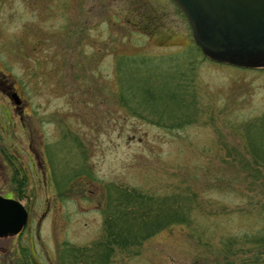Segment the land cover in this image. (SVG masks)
I'll use <instances>...</instances> for the list:
<instances>
[{
    "label": "rangeland",
    "instance_id": "374dc122",
    "mask_svg": "<svg viewBox=\"0 0 264 264\" xmlns=\"http://www.w3.org/2000/svg\"><path fill=\"white\" fill-rule=\"evenodd\" d=\"M190 46L198 47L172 0H0L1 79L22 100L5 107L0 190L29 210L20 234L0 238V264H20L22 249L28 263L58 264L64 244L99 238L108 184L159 199L190 194L199 206L195 224L161 229L113 264L215 259L227 235L244 247L233 264H264V246L245 243L264 233V186L238 163L242 124L264 116V63L217 62ZM179 57L195 123L164 128L132 113L121 61L171 67Z\"/></svg>",
    "mask_w": 264,
    "mask_h": 264
},
{
    "label": "trees",
    "instance_id": "16d2710c",
    "mask_svg": "<svg viewBox=\"0 0 264 264\" xmlns=\"http://www.w3.org/2000/svg\"><path fill=\"white\" fill-rule=\"evenodd\" d=\"M190 47V53L200 51L196 46ZM181 58L184 59L183 63ZM185 60L183 57L172 58L176 64L171 67H161L158 62L143 59L139 62L132 60L134 66L128 67L125 65L127 60L121 61L124 66L120 70V92L126 103L133 104L132 113L138 108L140 117L145 116L144 119L153 121L150 123L164 128L178 129L195 123L191 122L195 119L196 108L193 105L194 95L189 92L185 81L184 69L188 63ZM165 119L171 122H164ZM241 131L246 155L239 157L238 163L243 170L248 169L246 176L250 183H262L264 186V116L253 122H244ZM104 189L106 202L102 208L99 238L83 246L64 244L58 251V264H113L120 252L136 254L144 241L159 230L174 224L189 228L196 222L193 212L199 206L193 205V195L173 194L172 197L159 199L153 195L147 196L138 189L116 184L105 185ZM261 208L264 215V206ZM195 239L198 245L204 243L201 237ZM245 243L249 251L250 244L252 248L264 246V233L253 234ZM219 244L222 250L219 257L198 259L193 264H233V257L244 249L231 235L222 237ZM21 253L23 258L20 264H31L25 259L23 249Z\"/></svg>",
    "mask_w": 264,
    "mask_h": 264
},
{
    "label": "water",
    "instance_id": "95a60500",
    "mask_svg": "<svg viewBox=\"0 0 264 264\" xmlns=\"http://www.w3.org/2000/svg\"><path fill=\"white\" fill-rule=\"evenodd\" d=\"M184 13L194 43L211 60L237 66L264 63V0H172ZM14 92L11 98L19 103ZM28 211L0 195V237L22 231Z\"/></svg>",
    "mask_w": 264,
    "mask_h": 264
},
{
    "label": "flooded vegetation",
    "instance_id": "af4514ba",
    "mask_svg": "<svg viewBox=\"0 0 264 264\" xmlns=\"http://www.w3.org/2000/svg\"><path fill=\"white\" fill-rule=\"evenodd\" d=\"M2 76H6L5 73L0 74V148L2 151H0V160L2 164V169L4 174L7 173V110H6V104H7V99L11 100L13 102V108L18 109L21 108L20 103L22 102L21 98L18 97L16 100L19 101L18 104L14 102L13 99H11V96L13 95L14 91H8L7 90V83L1 79ZM5 103V104H4ZM0 195L7 198V197H12L11 195H7V192L5 190H0ZM29 212V210H28ZM7 236H3L0 238H6Z\"/></svg>",
    "mask_w": 264,
    "mask_h": 264
}]
</instances>
